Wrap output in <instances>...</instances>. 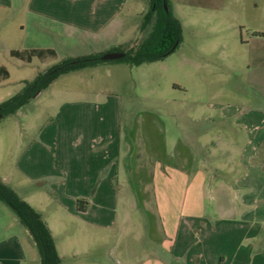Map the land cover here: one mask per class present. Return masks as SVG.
Returning <instances> with one entry per match:
<instances>
[{"label":"rangeland","instance_id":"374dc122","mask_svg":"<svg viewBox=\"0 0 264 264\" xmlns=\"http://www.w3.org/2000/svg\"><path fill=\"white\" fill-rule=\"evenodd\" d=\"M3 1L0 65L8 69L10 76L0 83V104L17 95L25 82L35 80L68 58L105 54L113 39L132 40L135 44L150 31L148 28V32L142 33L136 23L135 13L144 6L143 14L149 9L148 3H142L146 0L102 5L95 4V0ZM169 2L183 27L182 43L171 55L137 67L120 60L107 61L61 76L14 116L0 119V178H11L15 186L26 185L25 191L16 189L17 192L30 199L27 192L32 191L35 209L51 224L58 222L55 214L59 206L54 201V191L68 205L71 201L75 206L78 201L90 202L75 199L78 185L69 184L72 175H76L69 172L70 167L80 159L63 143L66 104H118L121 127L133 129L132 138L138 135L141 149H147L149 157L155 159L158 155L165 161L172 154V144L180 130L193 125L195 129L208 127L206 117L218 118L223 112L236 114L243 109L264 116V40L254 38L257 31L264 32V0ZM113 12L117 13L120 25L116 31L103 35L63 24L65 19H91ZM37 48H52L57 58L45 63L35 59L26 64L9 54L12 49ZM194 115L199 119L197 124L188 119ZM228 123L234 125L235 118ZM23 171L30 176L59 173L61 179L33 183ZM132 180L138 191L137 177ZM96 189L97 183L91 196ZM0 207L14 215L5 204L0 203ZM117 214L115 228L103 230L85 224L63 209V236L57 233L59 245L63 240V264H143L151 251L144 246L141 227L149 219L152 223L154 216L137 210L127 217L123 205H119Z\"/></svg>","mask_w":264,"mask_h":264},{"label":"crops","instance_id":"0c3cea01","mask_svg":"<svg viewBox=\"0 0 264 264\" xmlns=\"http://www.w3.org/2000/svg\"><path fill=\"white\" fill-rule=\"evenodd\" d=\"M115 1L126 0L94 3ZM144 12L145 6L135 13L140 31ZM63 24L96 36L116 31L120 25L114 12L91 19H65ZM256 33L254 38L264 40V32ZM115 40L107 53L134 43ZM177 89L183 90L181 86ZM108 104L78 101L66 104L68 111L63 114V143L80 159L70 167L69 172L76 175L69 184L78 185L75 199L90 202L87 211L80 212L74 201L68 205L54 191L58 222H46L62 260L63 240L59 245L57 233L63 236V209L89 226L111 230L117 224V209L123 205L127 217L137 210L154 216L152 223L149 219L141 227L144 246L151 251L143 264H264V116L243 109L236 114L223 112L218 118L206 117L208 127L195 129L193 125L180 130L165 161L158 155L149 157L147 149H141L138 135L132 138L133 129L121 127V107ZM234 118V125H229ZM188 119L193 124L199 121L195 115ZM23 174L33 183L61 179L59 173ZM134 176L138 191L133 188ZM0 180L35 209L32 191L27 192L29 199L16 190L26 185H12L7 176ZM0 264H40L29 231L2 207Z\"/></svg>","mask_w":264,"mask_h":264},{"label":"trees","instance_id":"16d2710c","mask_svg":"<svg viewBox=\"0 0 264 264\" xmlns=\"http://www.w3.org/2000/svg\"><path fill=\"white\" fill-rule=\"evenodd\" d=\"M148 11L143 15L141 32L150 31L135 44L119 47L111 52H123L125 57L120 62L131 66H141L146 63L158 62L171 55L182 43L183 27L173 15L169 0H147ZM167 5L168 12L165 9ZM101 55H90L77 59L68 58L40 74L35 80L25 82L24 88L15 96L0 104L1 118L14 116L27 106L43 90L47 89L59 77L79 73L88 68H95L105 62ZM10 56L26 64H32L35 59L45 63L57 58L54 49L12 50ZM9 71L0 67V83L9 78ZM0 203L8 206L19 222L29 231L38 253L40 264H63L57 251L56 242L43 215L20 197L11 187L0 180ZM89 206L87 200L78 201L77 210L86 212Z\"/></svg>","mask_w":264,"mask_h":264},{"label":"water","instance_id":"95a60500","mask_svg":"<svg viewBox=\"0 0 264 264\" xmlns=\"http://www.w3.org/2000/svg\"><path fill=\"white\" fill-rule=\"evenodd\" d=\"M165 9L168 12V8L167 5L165 4ZM125 57V53L123 52H110V53H106L101 57V60L103 62H107V61H114V60H120L123 59ZM1 119V116H0Z\"/></svg>","mask_w":264,"mask_h":264}]
</instances>
